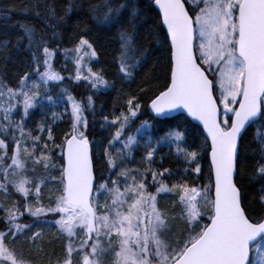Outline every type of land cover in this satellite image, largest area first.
Masks as SVG:
<instances>
[{"label":"snow or ice","instance_id":"6c2138e0","mask_svg":"<svg viewBox=\"0 0 264 264\" xmlns=\"http://www.w3.org/2000/svg\"><path fill=\"white\" fill-rule=\"evenodd\" d=\"M154 3L166 28L157 35L166 53V79L155 90L152 81L158 77L142 79L135 92L118 90V107L101 117L110 129L103 141L88 133L93 94L77 99L64 86L53 56L57 50L74 53V74L68 73L73 80L87 81L92 89L114 86L89 62L99 54L92 31L102 29L116 43L117 74L125 82L135 80L150 55L138 42L146 23L140 0H66L59 14L54 0H31L20 10L53 28L74 8L84 9L93 23L78 30L71 49L50 47L44 33L20 20L14 23L21 34L0 41L5 60L10 44L19 49L23 42L30 50L28 70L17 84L0 80V264H264V212L250 214L241 184L247 158L241 140L251 125L258 152L253 150L249 179L261 181L264 204V0ZM13 10L16 5L8 4L0 15L8 18ZM50 82L60 83V96L50 94ZM149 91L150 113L182 108L202 123L205 142L210 141L207 183L196 182L199 153L186 143V130L168 125L153 135V120L135 124L145 109L142 94ZM62 97L61 113L45 110L44 101L56 105ZM37 105L43 115L28 126ZM221 105L228 114L223 121ZM61 115L68 125L57 132ZM162 146L183 157L189 175H197L171 179L176 172L159 166L164 155L157 160ZM136 149H142L139 158ZM162 194L173 196L172 207L161 205ZM25 214L30 218L22 222Z\"/></svg>","mask_w":264,"mask_h":264},{"label":"trees","instance_id":"16d2710c","mask_svg":"<svg viewBox=\"0 0 264 264\" xmlns=\"http://www.w3.org/2000/svg\"><path fill=\"white\" fill-rule=\"evenodd\" d=\"M31 0H0V10L8 4H15L16 10L11 12L10 17L5 18L0 15V41H3L5 38H10L15 40L16 36L21 34V29L18 24L14 21H27L34 25V28L39 35L40 33L45 34V38L49 40L50 47H56L59 45V49H71L73 41L78 38L79 29L84 27V24L91 25L93 22L88 16V13L82 8H74L72 12L68 13L63 22L56 24L53 28L51 24L45 25L44 20L41 16L34 15L31 11L24 12L21 11L25 5H28ZM53 2V0H49ZM57 6V13L59 14L61 7L66 0H54ZM77 4L81 0H75ZM85 3L88 0H84ZM142 7L145 9L142 12L146 23L142 25L139 29V44L147 49L150 52V55L147 57L143 67L136 74L135 80L130 82L123 81L118 73L117 64L114 61L116 43L111 36V33L105 32L102 29H93L92 35L96 39V46L98 49V57L92 58L89 62L95 69L102 70L109 81L114 82V86L108 88L101 87L99 89H92L91 85L84 80L76 81L69 78L68 73H71L65 61V52L57 50L53 56L54 66L61 70L64 75V86H66L77 99L86 98L91 92L93 94L95 109L88 110L86 115L89 119V128L88 133L90 137H93L95 141H103L109 132L110 129L107 126H102L101 117L105 112H111L113 110V105L117 104L116 94L118 90L131 89L135 92L140 81L147 77H158L159 80L152 81V90H155L156 83L163 84L166 79V53L164 52L163 45L157 43V35L165 33V30L160 24L159 13L153 5V0H140ZM9 50L11 52L10 57L5 60L3 53L0 52V80H7L10 84L16 85L18 77L24 71L28 70V63L30 60V50L24 48V43L22 42L20 48L17 49L13 45H9ZM74 74V73H73ZM142 86V85H140ZM51 93L56 96H60L61 85L59 82H50ZM151 95V92H144L142 94V99L145 102V109L138 114L135 118V124L140 123L143 119H149L154 121V126L152 129L153 135H158L159 132L164 131L166 126L172 125L177 126L182 130L187 131L186 143L192 144L199 153L198 162L201 164V172L198 174L199 179L197 183H207L211 176V166L209 162V154L207 147L209 146L208 141L205 142V135L202 132V129L199 125L191 122L186 116L182 114L174 115L170 118L159 119L153 116L149 109H147V99ZM64 97L61 98L60 102L56 105H53L49 101H44V108L47 112H52L55 110L58 113L62 112L64 107V102L62 101ZM43 115V110L39 105L35 106L30 110V116L28 119V126H31L33 121ZM68 125L67 117L61 115L57 118L55 123V130L59 132L61 129H66ZM253 150L258 152V143L254 136L253 126H249L244 132L243 138L241 140V152L246 154V160L243 170V180L241 184L243 186L244 192V202L246 208L249 210L250 214L253 217L260 215L264 212V204L259 200L260 196V187L261 181L259 178L249 179V174L252 171L251 165L252 161L255 159ZM95 153V148L93 149ZM174 150H170L167 146L160 147L159 152H157V160H159L161 154L164 155L163 163L160 164V167L170 166L175 172L176 176L171 177V179H176L181 174L184 175L185 179H192L193 176L197 174L192 173L189 168L187 172L184 169V160L182 156L173 154ZM135 155L139 158V149L135 150ZM102 168L101 161L99 157L96 158V170L99 174ZM54 176H58L59 173H53ZM237 179H240L241 173L236 174ZM55 184H52L50 187L55 188ZM154 190V189H153ZM49 187H45L44 192L47 195ZM173 196L171 194H162L160 196V203L164 207H172L171 201ZM180 204L177 203L174 211L179 217L180 213ZM29 215H24V220L26 222L29 219ZM207 219V213L205 212L202 218L203 220ZM176 227H180L179 219L175 222ZM50 236H54L55 233H49ZM58 244V241H54ZM51 247V245H49ZM27 248V245H25Z\"/></svg>","mask_w":264,"mask_h":264},{"label":"water","instance_id":"95a60500","mask_svg":"<svg viewBox=\"0 0 264 264\" xmlns=\"http://www.w3.org/2000/svg\"><path fill=\"white\" fill-rule=\"evenodd\" d=\"M153 5H154V7L157 9V11H158V13H159L158 6L155 5L154 0H153ZM163 28H164V27H163ZM164 30H165V32H166V28H164ZM149 111H150V110H149ZM151 114H152L153 116H155L156 118H159V119L170 118V117H172V116H174V115L182 114V115L186 116L191 122H193V123L199 125V126L201 127V129H202L203 134L206 136V133H204V130H203V125H202V123H201L200 121L196 120L195 118H192V117L188 116V114L186 113V110H184V109H182V108H181V109H178V110L167 111V112H165V113H163V114H155V113H151ZM218 117H219V119H220V112L218 113ZM249 126H250V125H249ZM249 126H247V128H248ZM208 143H209V145H210V141H208ZM209 162H210V166H211V158H210V156H209Z\"/></svg>","mask_w":264,"mask_h":264},{"label":"rangeland","instance_id":"374dc122","mask_svg":"<svg viewBox=\"0 0 264 264\" xmlns=\"http://www.w3.org/2000/svg\"><path fill=\"white\" fill-rule=\"evenodd\" d=\"M73 55L74 53H72L71 51H68L67 53H65L66 66L71 73H74V64H73V59H72ZM64 99H66V97L62 99L63 102H64ZM226 115L228 114L223 111V107L221 105L220 120L223 121ZM107 132H110V131L107 130ZM141 153H142V149H139V156L141 155ZM101 199H103V197H101ZM260 247L264 248V240L260 241Z\"/></svg>","mask_w":264,"mask_h":264}]
</instances>
